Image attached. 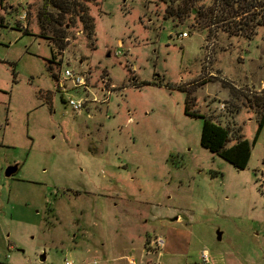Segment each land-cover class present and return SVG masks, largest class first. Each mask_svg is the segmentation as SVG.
I'll list each match as a JSON object with an SVG mask.
<instances>
[{
	"label": "rangeland",
	"instance_id": "1",
	"mask_svg": "<svg viewBox=\"0 0 264 264\" xmlns=\"http://www.w3.org/2000/svg\"><path fill=\"white\" fill-rule=\"evenodd\" d=\"M84 5L89 38L59 0H0V264H264V126L235 169L184 112L253 139L264 0Z\"/></svg>",
	"mask_w": 264,
	"mask_h": 264
},
{
	"label": "trees",
	"instance_id": "2",
	"mask_svg": "<svg viewBox=\"0 0 264 264\" xmlns=\"http://www.w3.org/2000/svg\"><path fill=\"white\" fill-rule=\"evenodd\" d=\"M67 1H74V2L72 4H68ZM89 1L92 0H76V1L59 0V12H62L63 14H67L71 12V10L73 9L72 11L80 15V19L81 21H83V31L85 32L87 38H89L93 32L92 21L90 16L88 15V10L84 5L85 2H89ZM23 32L27 33L25 32V30H23ZM59 38L61 39L62 42L66 37L63 35L62 37ZM53 39L58 47V43H57L58 38L55 37ZM48 63H47V68L50 70L51 66ZM255 104L261 109L259 118L257 119V128H256L255 136L251 141H248L247 139H243V137L241 138L238 137L237 140L230 145L228 144L230 141L229 131L225 127L213 122L211 119H209V117H205L203 115L197 114L196 112L189 110V107L187 105L185 106L184 112L185 114L191 117L203 118V123L200 133V141H199L202 148L225 160L235 169H244L250 157L251 147L255 144L257 136L264 126V95L255 98Z\"/></svg>",
	"mask_w": 264,
	"mask_h": 264
},
{
	"label": "built area",
	"instance_id": "3",
	"mask_svg": "<svg viewBox=\"0 0 264 264\" xmlns=\"http://www.w3.org/2000/svg\"><path fill=\"white\" fill-rule=\"evenodd\" d=\"M187 34L186 33H181L180 36L181 37H185ZM63 79H70L74 82V86H80L82 84V77L74 74L70 69H65L63 71ZM260 90H264V83L260 84ZM64 103H66V105H68L72 111L74 112H80V110H82L83 108V101L79 100V99H68L66 100V102L64 101ZM156 243L158 245H162L163 241L161 239H157ZM201 260L203 263L205 264H209L210 263V259L208 257L207 252H202L201 254ZM95 263V261H94ZM63 264H74L71 260H64Z\"/></svg>",
	"mask_w": 264,
	"mask_h": 264
},
{
	"label": "water",
	"instance_id": "4",
	"mask_svg": "<svg viewBox=\"0 0 264 264\" xmlns=\"http://www.w3.org/2000/svg\"><path fill=\"white\" fill-rule=\"evenodd\" d=\"M16 170H17V166L16 165H12V166L7 167L6 170H5V173H4L5 177H10L12 174L15 173ZM216 236H217L216 237L217 240H219L220 239V232H217ZM40 260L41 261L44 260V256L43 255L40 256Z\"/></svg>",
	"mask_w": 264,
	"mask_h": 264
},
{
	"label": "crops",
	"instance_id": "5",
	"mask_svg": "<svg viewBox=\"0 0 264 264\" xmlns=\"http://www.w3.org/2000/svg\"><path fill=\"white\" fill-rule=\"evenodd\" d=\"M0 142H1V139H0ZM9 248H11V246H9Z\"/></svg>",
	"mask_w": 264,
	"mask_h": 264
}]
</instances>
